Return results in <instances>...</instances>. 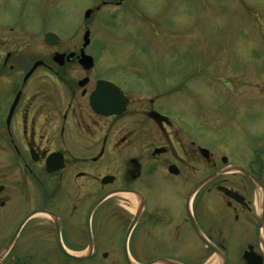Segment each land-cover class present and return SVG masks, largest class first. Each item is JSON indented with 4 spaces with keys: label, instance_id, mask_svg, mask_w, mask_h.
<instances>
[{
    "label": "flooded vegetation",
    "instance_id": "af4514ba",
    "mask_svg": "<svg viewBox=\"0 0 264 264\" xmlns=\"http://www.w3.org/2000/svg\"><path fill=\"white\" fill-rule=\"evenodd\" d=\"M44 34L0 24V233L9 231L0 250L29 217L20 231L28 224L44 247L38 264H264V192L233 169L264 188L250 161L211 162L203 144L173 129L159 105L169 94L74 80L80 48L62 38L47 45ZM100 79L118 86L120 113L91 107ZM207 166L216 175L193 191ZM36 217L44 221L29 224ZM10 250L0 264L20 263Z\"/></svg>",
    "mask_w": 264,
    "mask_h": 264
},
{
    "label": "rangeland",
    "instance_id": "374dc122",
    "mask_svg": "<svg viewBox=\"0 0 264 264\" xmlns=\"http://www.w3.org/2000/svg\"><path fill=\"white\" fill-rule=\"evenodd\" d=\"M117 1L0 0V24L41 35L53 32L69 39L74 51L88 30L90 43L83 52L93 57L94 67L87 72L74 62V80L91 76L93 85L102 77L131 91L172 92L159 105L175 132H187L203 144L211 162L218 163V157L245 165L250 161V171L264 180V0L102 4ZM86 9L93 12L84 20ZM212 169L207 166V176ZM141 188L171 192L164 185ZM13 219L15 227L21 216ZM42 221L36 217L29 224ZM28 227L17 235L10 255L19 264H38L44 247L37 238L31 241ZM8 234L1 232V239Z\"/></svg>",
    "mask_w": 264,
    "mask_h": 264
},
{
    "label": "water",
    "instance_id": "95a60500",
    "mask_svg": "<svg viewBox=\"0 0 264 264\" xmlns=\"http://www.w3.org/2000/svg\"><path fill=\"white\" fill-rule=\"evenodd\" d=\"M92 9H87L84 13V18H88L90 14L92 13ZM56 39V36L53 33H47L45 36V40L48 44H52L53 41ZM89 44V32L85 31L83 34V43L81 46L80 54H79V64L83 67V69L88 70L92 68L93 66V59L91 56L86 55L83 51L84 48ZM62 55L60 54H55L54 55V60L57 61L58 63L62 64ZM86 82V79H83L80 81V85H83ZM122 97L118 91V89L111 83L104 81V80H98L96 84V88L92 95L90 96V104L91 107L98 113L104 114V115H109L113 113H120L123 108L124 104L122 101ZM120 107H116V106ZM151 116L154 119H157L158 117L165 119L164 117L160 116L158 113H151ZM202 154L207 157L208 156V151L202 149L201 150ZM233 169L238 170L240 173L244 174L246 177H248L251 181H253L260 189V192H264L263 186L257 181L256 178H254L252 175L248 174L245 172L242 168L233 166ZM216 175L215 172L211 173L209 176H207L203 181H201L193 191H195L200 185L208 182L210 179H212ZM29 217H25L21 220V222L18 224V227L16 228L15 233L12 235V237L7 241V243L1 248L0 250V259L3 255H5L10 248L12 247L16 236L18 232L20 231L21 227L23 224L27 221ZM62 250L69 256H73L70 252L62 248Z\"/></svg>",
    "mask_w": 264,
    "mask_h": 264
}]
</instances>
